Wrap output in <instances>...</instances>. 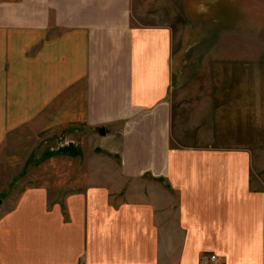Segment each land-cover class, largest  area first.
<instances>
[{
	"label": "crops",
	"instance_id": "0c3cea01",
	"mask_svg": "<svg viewBox=\"0 0 264 264\" xmlns=\"http://www.w3.org/2000/svg\"><path fill=\"white\" fill-rule=\"evenodd\" d=\"M165 4L0 0V151L13 133L80 125L117 160L77 185L13 183L0 264H264L250 151L213 111L196 130L173 104Z\"/></svg>",
	"mask_w": 264,
	"mask_h": 264
},
{
	"label": "rangeland",
	"instance_id": "374dc122",
	"mask_svg": "<svg viewBox=\"0 0 264 264\" xmlns=\"http://www.w3.org/2000/svg\"><path fill=\"white\" fill-rule=\"evenodd\" d=\"M166 3L171 10L173 104L186 112L184 125L197 130L213 111L222 136L250 151L252 183L264 188V0ZM97 132L60 125L59 132L36 137L13 133L0 151V200L21 180L77 185L85 168H92L91 178L101 176L93 167L115 168L116 155L102 148Z\"/></svg>",
	"mask_w": 264,
	"mask_h": 264
},
{
	"label": "built area",
	"instance_id": "2783aa9c",
	"mask_svg": "<svg viewBox=\"0 0 264 264\" xmlns=\"http://www.w3.org/2000/svg\"><path fill=\"white\" fill-rule=\"evenodd\" d=\"M215 258V256L213 255V254H211V255H209V256H206V257H202V259H201V263L202 264H206V262L208 261V260H213ZM80 264H82V263H80Z\"/></svg>",
	"mask_w": 264,
	"mask_h": 264
},
{
	"label": "water",
	"instance_id": "95a60500",
	"mask_svg": "<svg viewBox=\"0 0 264 264\" xmlns=\"http://www.w3.org/2000/svg\"><path fill=\"white\" fill-rule=\"evenodd\" d=\"M102 131V129H100Z\"/></svg>",
	"mask_w": 264,
	"mask_h": 264
}]
</instances>
